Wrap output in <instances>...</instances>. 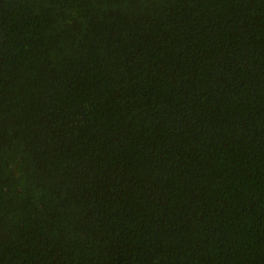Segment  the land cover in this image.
<instances>
[{
	"label": "trees",
	"instance_id": "trees-1",
	"mask_svg": "<svg viewBox=\"0 0 264 264\" xmlns=\"http://www.w3.org/2000/svg\"><path fill=\"white\" fill-rule=\"evenodd\" d=\"M0 264H264V0H0Z\"/></svg>",
	"mask_w": 264,
	"mask_h": 264
}]
</instances>
